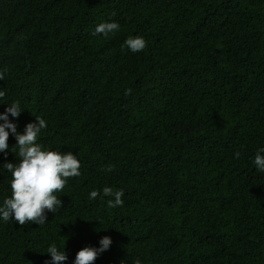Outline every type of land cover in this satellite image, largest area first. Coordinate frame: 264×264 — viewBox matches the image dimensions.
<instances>
[{"label": "trees", "instance_id": "16d2710c", "mask_svg": "<svg viewBox=\"0 0 264 264\" xmlns=\"http://www.w3.org/2000/svg\"><path fill=\"white\" fill-rule=\"evenodd\" d=\"M0 72V113L18 101V131L42 117L37 142L81 162L47 223L0 222V264H50L53 244L73 264L104 236L94 264H264V0H0ZM106 186L123 206L90 199Z\"/></svg>", "mask_w": 264, "mask_h": 264}, {"label": "clouds", "instance_id": "9594fccd", "mask_svg": "<svg viewBox=\"0 0 264 264\" xmlns=\"http://www.w3.org/2000/svg\"><path fill=\"white\" fill-rule=\"evenodd\" d=\"M120 29L116 21L102 22L95 28V34H102L109 38ZM122 47H127L131 52L137 53L147 47V41L143 36H129L125 39ZM4 74L0 72V80ZM131 89H126L125 94H130ZM6 95L0 90V98ZM24 111L18 101L8 104L5 112L0 113V153L7 157L9 150L8 139L10 133L17 141L19 162H6L0 168L11 173V195L0 202V222L15 221L20 225L36 223L43 225L47 223V212L56 213L62 206V201L56 195L64 189L68 178L81 175V162L78 155L71 151L52 150L44 148L37 140L41 131L47 127L44 118L36 116L35 122L28 123L23 133L18 131L17 124L9 119L18 118ZM235 158L239 159L241 153L235 152ZM258 172H264V147L257 149L255 158L252 161ZM106 171H112L108 165ZM108 197L107 206L116 208L123 206V190H113L112 187H104L101 191L92 190L89 193L90 199L95 200ZM112 240L104 236L99 241V247H84L76 254L73 264H94L97 257L110 248ZM50 254V264H62L68 259L66 252L58 249L54 244L47 248ZM136 264H140L139 261Z\"/></svg>", "mask_w": 264, "mask_h": 264}]
</instances>
